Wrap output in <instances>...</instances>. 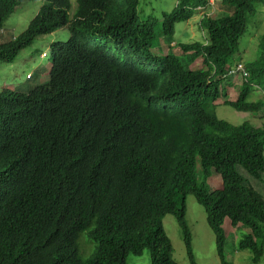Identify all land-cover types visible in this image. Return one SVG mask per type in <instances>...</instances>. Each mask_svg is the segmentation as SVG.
<instances>
[{
    "label": "trees",
    "instance_id": "1",
    "mask_svg": "<svg viewBox=\"0 0 264 264\" xmlns=\"http://www.w3.org/2000/svg\"><path fill=\"white\" fill-rule=\"evenodd\" d=\"M28 1L42 5L20 35L0 43V63L56 31L68 39L49 47L43 83L0 90V264H126L144 251L151 264H176L166 216L196 264L188 195L203 208L220 264H230L224 221L248 231L237 250L260 264L264 194L254 184L264 185V127L232 126L215 108L264 109V34L255 59L232 62L264 0H219L226 14L203 16V42L190 44L173 43L175 25L207 0H178L159 23L140 20V0H0V30ZM256 92L261 100L250 101ZM211 174L221 185L208 191L200 178ZM84 233L95 243L87 260L78 248Z\"/></svg>",
    "mask_w": 264,
    "mask_h": 264
},
{
    "label": "rangeland",
    "instance_id": "2",
    "mask_svg": "<svg viewBox=\"0 0 264 264\" xmlns=\"http://www.w3.org/2000/svg\"><path fill=\"white\" fill-rule=\"evenodd\" d=\"M177 1L140 0L138 7L139 18L141 20L151 17L159 23L162 14L171 12L176 6ZM207 1L208 5L205 8L197 9L189 21L175 25L174 44H177V42L189 44L203 42L204 35L200 28L202 17L207 16L208 18L215 19L226 14L219 0ZM41 5L42 3L39 1H28L17 7L0 30V43L8 42L20 35L27 27L29 21L37 14ZM250 23H252L251 26ZM260 34H264V7L261 4L256 6L255 16L248 19L246 31L239 41L238 53L232 58L234 65L238 60H241V64H243V62L248 63L257 57ZM67 39L68 33L66 31H56L51 35L36 39L32 46L23 50L12 64L0 63V90L8 89L26 92L37 84H41L40 82L43 83L47 77L49 67L47 61L49 47L56 41L63 42ZM161 45L166 47L164 44ZM201 67V60H198L191 68L199 69ZM237 71H242L240 66H237L233 73L235 74ZM240 76L231 81V87H227V99L234 100L236 98L237 90L234 87L240 85ZM260 100L261 96L259 98L257 92L254 96L250 97V101L256 102ZM261 101L264 102V99ZM215 114L219 120H223L232 126L249 123L255 128L264 127V109L251 115L249 113H238L229 107L216 106ZM197 167L200 176L198 163ZM202 180L208 191L220 188V179L213 174L205 180L201 177L200 181ZM254 187L264 194V185L254 184ZM185 209V221L191 234V247L196 264H220L216 256L214 235L206 223L203 208L196 203L191 195H188L185 198ZM162 226L172 246V260L176 264H189L186 259L180 230L175 219L172 216L164 217L162 219ZM222 229L226 237L225 254L227 261L230 264H251L250 252H239L237 250L238 242L248 231L246 229L242 230L240 227L233 229L229 226L228 221H224ZM78 248L79 256L83 260H87L93 255L95 243L89 238L88 233L80 235ZM126 264H151L149 253L144 251L139 257L129 255L126 259ZM260 264H264V256Z\"/></svg>",
    "mask_w": 264,
    "mask_h": 264
}]
</instances>
